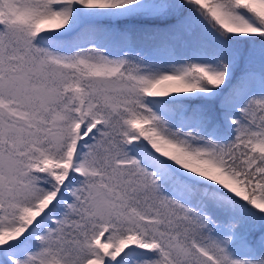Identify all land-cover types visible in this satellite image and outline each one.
<instances>
[{
    "label": "snow or ice",
    "instance_id": "snow-or-ice-1",
    "mask_svg": "<svg viewBox=\"0 0 264 264\" xmlns=\"http://www.w3.org/2000/svg\"><path fill=\"white\" fill-rule=\"evenodd\" d=\"M0 264H264V0H0Z\"/></svg>",
    "mask_w": 264,
    "mask_h": 264
}]
</instances>
